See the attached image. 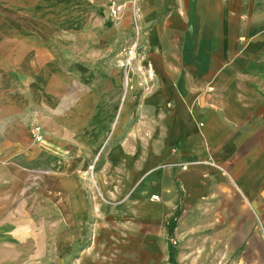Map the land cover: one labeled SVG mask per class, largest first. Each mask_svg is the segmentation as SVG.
<instances>
[{
	"label": "crops",
	"instance_id": "1",
	"mask_svg": "<svg viewBox=\"0 0 264 264\" xmlns=\"http://www.w3.org/2000/svg\"><path fill=\"white\" fill-rule=\"evenodd\" d=\"M110 1L0 0V264H171L170 235L224 236L204 212L199 224L204 206L264 190V0H136L135 65L152 86L121 133L137 88L126 102L114 34L129 20V40L135 25L132 0H116L128 18L107 28ZM104 142L97 175L106 195L125 191L108 204L81 179ZM29 188L57 206L56 260L1 227L29 206ZM206 243L188 263L208 264Z\"/></svg>",
	"mask_w": 264,
	"mask_h": 264
},
{
	"label": "rangeland",
	"instance_id": "2",
	"mask_svg": "<svg viewBox=\"0 0 264 264\" xmlns=\"http://www.w3.org/2000/svg\"><path fill=\"white\" fill-rule=\"evenodd\" d=\"M113 1L118 3L116 0ZM126 13L132 15V23L135 25V31L133 33L134 35H130L129 40H125L122 36L124 33L123 29L130 25L129 20L125 23H122L124 19L128 18ZM126 13L123 15L124 17H122L120 14L121 18L119 17L120 19L114 20V25L106 24L107 28L109 29L112 27L115 28L116 26L118 27L120 23L123 24V26L121 28L119 27L117 32L114 34V68L118 67L123 69L121 67V63L130 58L128 70L130 71L131 69H134L136 71L133 72L131 70V73L128 77V93L125 94V101L131 102L132 100L129 94L133 92L135 88H137V90L132 93L133 103L135 104L132 110L134 111L130 116V121L126 122L125 120L124 122L126 123L124 126L119 127V133H121V130L125 128L126 125L127 127L129 126L128 130L132 132V129L134 128L133 124L135 125L137 123L135 109L141 103L140 97L146 92V90L148 91L150 86H152V78L149 75H146V78L141 76L143 73L141 70L138 71L136 68L137 65H135V58H138L137 54L139 55V49L141 48V46L137 44L136 14H133L132 10L130 13ZM137 73H139L140 76ZM124 82L125 77L123 75V84ZM125 90L126 89L123 90L124 93H126ZM135 132L138 133L139 130L136 129ZM260 134H258L259 149L264 146V137L260 136ZM33 143L35 142L33 141ZM99 147H103L101 150V155L83 161L81 179L83 182L89 185L85 188L86 196H89V198L96 197L97 201L100 203L108 204L109 201H111L108 199V197L113 199L120 198L125 191H123L122 194L119 191H115L114 196H111L110 194L106 195L105 187L110 186L105 183L103 184L100 181V178L97 175V166L103 160L102 158H104V153L108 149L107 142L99 144ZM95 159L97 160L94 164V169L92 172H90L88 167L93 165ZM258 176H260L264 181V174H259ZM141 187L144 188L145 184H142ZM36 189L29 188V206L19 205L17 208L12 206V209L14 208L18 211V220L5 221L3 219L1 222V227L3 231L10 229L19 230L20 236L13 240L17 243L12 245L18 244L20 246L19 242H21V246L24 247V241H29L27 244L32 248L43 247L45 245L49 246L51 249H54V254H52L50 257L56 260L54 256H56V248L58 245L57 233L58 230L61 229V223L58 219L57 206L53 205L45 197L43 198L42 196H39L38 194L43 193V191ZM251 192L254 197H249L250 199L248 204H246L245 199L241 196V194L238 192H231L225 194L226 196L222 202V205L220 204L215 206L213 204H208L207 206L203 207L200 213L196 212L197 214H200L195 215L196 217L200 218L199 224H203L201 223V215L205 214V220L207 223H211V227L215 228L219 226L226 231L223 237H210L209 239L202 237H192L191 239H187L185 237L178 238L174 235H170L166 242L168 243V247L171 252V264H190L188 263L189 258H186V255L184 254L185 251L192 250L193 253L197 254V248L202 245L205 240L210 242L209 245L206 243V247L208 248L209 246V251L206 254V258H209L208 264H264V190H253ZM157 197L152 196L151 198L157 199ZM5 205L6 206H3V214L7 216H3V218L10 215L7 213L10 209V206L8 204ZM202 212H204V214H201ZM216 214H223V221H215L214 219L217 217ZM170 225L171 227L173 226L172 224ZM1 240L7 245H11L8 238L3 237ZM217 242H219V248L216 246ZM8 251L13 250L10 248ZM34 251L35 250H31L30 253H33ZM189 256L191 255H187V257ZM180 257H182V259Z\"/></svg>",
	"mask_w": 264,
	"mask_h": 264
},
{
	"label": "built area",
	"instance_id": "3",
	"mask_svg": "<svg viewBox=\"0 0 264 264\" xmlns=\"http://www.w3.org/2000/svg\"><path fill=\"white\" fill-rule=\"evenodd\" d=\"M136 0H132V12L133 14L135 13V9H136ZM123 8V5L121 4H118L116 3L115 1L111 0L108 4V15H109V18L112 19V20H117L119 19L120 17V12ZM129 65H130V58L126 59L123 63H121V67L124 69V77H125V82H124V86L125 88L127 87V82H128V77H129V73H128V68H129ZM30 135H31V138L32 140L35 142V143H40L42 140H43V135L41 133V128L38 127V126H35L33 127L31 130H30ZM97 159H95V161L93 162V165H90L88 167V170L90 172L93 171L94 169V164L96 162ZM175 244V242H174Z\"/></svg>",
	"mask_w": 264,
	"mask_h": 264
},
{
	"label": "bare ground",
	"instance_id": "4",
	"mask_svg": "<svg viewBox=\"0 0 264 264\" xmlns=\"http://www.w3.org/2000/svg\"><path fill=\"white\" fill-rule=\"evenodd\" d=\"M128 85H129V80H128V82H127V87L125 88V86H123V89H126L125 91H126V93L125 94H127L128 93ZM124 94V95H125ZM126 97V96H125Z\"/></svg>",
	"mask_w": 264,
	"mask_h": 264
}]
</instances>
